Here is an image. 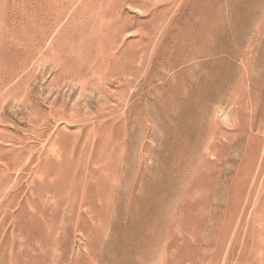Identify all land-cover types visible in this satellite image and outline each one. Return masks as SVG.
I'll return each mask as SVG.
<instances>
[{"label": "rangeland", "instance_id": "obj_1", "mask_svg": "<svg viewBox=\"0 0 264 264\" xmlns=\"http://www.w3.org/2000/svg\"><path fill=\"white\" fill-rule=\"evenodd\" d=\"M0 264H264V0H0Z\"/></svg>", "mask_w": 264, "mask_h": 264}]
</instances>
